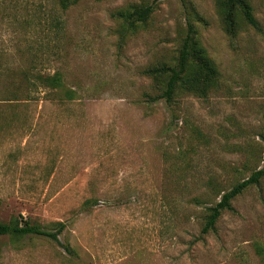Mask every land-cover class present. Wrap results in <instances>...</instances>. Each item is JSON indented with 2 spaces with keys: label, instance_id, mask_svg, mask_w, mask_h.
Returning <instances> with one entry per match:
<instances>
[{
  "label": "rangeland",
  "instance_id": "1",
  "mask_svg": "<svg viewBox=\"0 0 264 264\" xmlns=\"http://www.w3.org/2000/svg\"><path fill=\"white\" fill-rule=\"evenodd\" d=\"M248 1L260 29L239 9L231 36L219 0H0V220L64 221L76 250L6 235L0 264H264V178L208 233L191 201L264 168V0ZM145 4L143 22L120 15ZM189 23L218 83L148 101L164 84L143 71L176 62ZM28 69L76 97L28 88Z\"/></svg>",
  "mask_w": 264,
  "mask_h": 264
},
{
  "label": "trees",
  "instance_id": "2",
  "mask_svg": "<svg viewBox=\"0 0 264 264\" xmlns=\"http://www.w3.org/2000/svg\"><path fill=\"white\" fill-rule=\"evenodd\" d=\"M61 8L66 10L71 4L78 0H57ZM219 8L222 13L224 28L226 32L235 36L238 31L237 12L242 11L245 21L256 29H260V24L253 13V8L248 0H219ZM154 11L152 4L139 5L131 12H121L123 17L129 24L136 22H143L151 16ZM144 74L150 76L159 84H164L160 94L151 96L145 93L147 100L159 101L164 100L169 105L173 104L178 92L181 90L192 93L194 95L204 97L208 92L218 83L220 72L215 63L209 57L206 48L197 38L195 26L189 23L187 34L183 38L179 55L174 64L163 63L145 69ZM23 78L26 80L27 87H38L42 89L62 90L67 99H74L76 92L71 89H64V77L60 71L54 74H46L35 71V69H28L22 72ZM30 91V90H29ZM16 92H11L14 98L9 100H17ZM264 178V168L255 170L252 174L235 183L229 190H222L214 188L217 194H220V199L214 203L206 204V200L202 196H195L192 202L203 207L202 215V232L208 233L216 228L217 222L223 213L230 211L235 212L233 201L242 195L247 189L261 184ZM212 188L216 186L215 181H208ZM96 201L87 199L81 206V211L91 207ZM66 222H53L51 226L34 222L31 219H19L14 217L10 222H3L0 220V240L3 236L9 235L13 237H24L27 235H34L39 237L50 238L60 245H62L68 254H75V249L69 242L62 243L59 239L60 235L66 229Z\"/></svg>",
  "mask_w": 264,
  "mask_h": 264
}]
</instances>
